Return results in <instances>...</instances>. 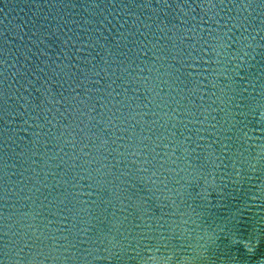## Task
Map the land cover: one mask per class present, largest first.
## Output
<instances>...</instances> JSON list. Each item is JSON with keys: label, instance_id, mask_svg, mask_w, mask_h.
I'll return each instance as SVG.
<instances>
[{"label": "water", "instance_id": "1", "mask_svg": "<svg viewBox=\"0 0 264 264\" xmlns=\"http://www.w3.org/2000/svg\"><path fill=\"white\" fill-rule=\"evenodd\" d=\"M0 264H264V0H0Z\"/></svg>", "mask_w": 264, "mask_h": 264}]
</instances>
